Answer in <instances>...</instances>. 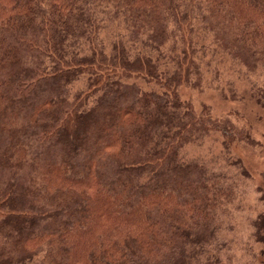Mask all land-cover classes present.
Returning a JSON list of instances; mask_svg holds the SVG:
<instances>
[{
    "label": "trees",
    "instance_id": "obj_1",
    "mask_svg": "<svg viewBox=\"0 0 264 264\" xmlns=\"http://www.w3.org/2000/svg\"><path fill=\"white\" fill-rule=\"evenodd\" d=\"M228 65L264 107V0H0V264L235 260V148L259 142L182 97L207 71L238 97Z\"/></svg>",
    "mask_w": 264,
    "mask_h": 264
},
{
    "label": "rangeland",
    "instance_id": "obj_2",
    "mask_svg": "<svg viewBox=\"0 0 264 264\" xmlns=\"http://www.w3.org/2000/svg\"><path fill=\"white\" fill-rule=\"evenodd\" d=\"M230 65L228 68L223 67L222 82L226 88L228 83L232 82L238 97L234 99L231 95L227 98L221 96L211 86L213 77L208 71L203 90L183 88L182 97L193 103L198 111L206 105L219 120L231 119L241 126H247L255 140L259 142L257 147L239 145L235 148L236 154L244 159L251 177L235 178V184L240 185L238 200L229 207L227 221L230 227L222 233L230 240V253L235 256V260L227 264H258L248 257L246 246H253L256 252L261 248L256 245L253 237L252 220L264 211V202L261 201L264 195V107L253 97L248 82L242 77L246 69L239 66L230 71ZM251 75L254 80L264 82V69L261 68ZM211 141L212 139L207 140L204 148L195 152L208 154L209 145L213 144Z\"/></svg>",
    "mask_w": 264,
    "mask_h": 264
}]
</instances>
